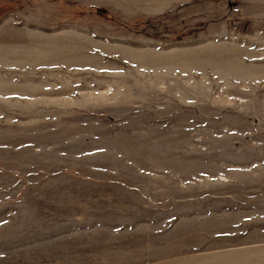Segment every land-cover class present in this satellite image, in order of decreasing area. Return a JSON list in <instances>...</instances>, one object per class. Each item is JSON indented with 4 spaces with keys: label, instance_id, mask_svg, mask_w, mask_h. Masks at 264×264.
Instances as JSON below:
<instances>
[{
    "label": "rangeland",
    "instance_id": "1",
    "mask_svg": "<svg viewBox=\"0 0 264 264\" xmlns=\"http://www.w3.org/2000/svg\"><path fill=\"white\" fill-rule=\"evenodd\" d=\"M0 264H264V0H0Z\"/></svg>",
    "mask_w": 264,
    "mask_h": 264
},
{
    "label": "built area",
    "instance_id": "2",
    "mask_svg": "<svg viewBox=\"0 0 264 264\" xmlns=\"http://www.w3.org/2000/svg\"><path fill=\"white\" fill-rule=\"evenodd\" d=\"M236 10V8H234Z\"/></svg>",
    "mask_w": 264,
    "mask_h": 264
}]
</instances>
